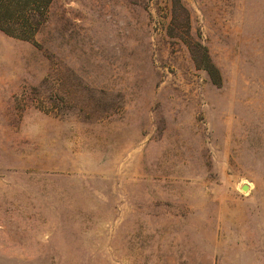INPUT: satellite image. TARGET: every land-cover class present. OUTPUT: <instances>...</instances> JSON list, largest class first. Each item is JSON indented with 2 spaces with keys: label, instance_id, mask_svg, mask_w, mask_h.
<instances>
[{
  "label": "rangeland",
  "instance_id": "obj_1",
  "mask_svg": "<svg viewBox=\"0 0 264 264\" xmlns=\"http://www.w3.org/2000/svg\"><path fill=\"white\" fill-rule=\"evenodd\" d=\"M0 264H264V0L0 30Z\"/></svg>",
  "mask_w": 264,
  "mask_h": 264
},
{
  "label": "trees",
  "instance_id": "obj_2",
  "mask_svg": "<svg viewBox=\"0 0 264 264\" xmlns=\"http://www.w3.org/2000/svg\"><path fill=\"white\" fill-rule=\"evenodd\" d=\"M53 1L0 0V30L20 39L33 40L47 20Z\"/></svg>",
  "mask_w": 264,
  "mask_h": 264
},
{
  "label": "water",
  "instance_id": "obj_3",
  "mask_svg": "<svg viewBox=\"0 0 264 264\" xmlns=\"http://www.w3.org/2000/svg\"><path fill=\"white\" fill-rule=\"evenodd\" d=\"M244 189H247V187H245Z\"/></svg>",
  "mask_w": 264,
  "mask_h": 264
}]
</instances>
